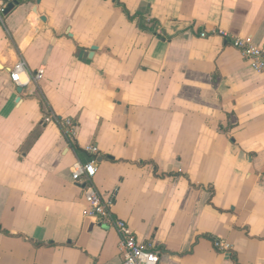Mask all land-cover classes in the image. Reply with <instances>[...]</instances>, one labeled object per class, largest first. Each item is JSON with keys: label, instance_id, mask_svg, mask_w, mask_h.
<instances>
[{"label": "crops", "instance_id": "0c3cea01", "mask_svg": "<svg viewBox=\"0 0 264 264\" xmlns=\"http://www.w3.org/2000/svg\"><path fill=\"white\" fill-rule=\"evenodd\" d=\"M2 1L0 264L121 263L71 177L94 146L159 264H264V71L228 42L264 49V0Z\"/></svg>", "mask_w": 264, "mask_h": 264}, {"label": "built area", "instance_id": "2783aa9c", "mask_svg": "<svg viewBox=\"0 0 264 264\" xmlns=\"http://www.w3.org/2000/svg\"><path fill=\"white\" fill-rule=\"evenodd\" d=\"M7 5L0 0V20L4 16ZM212 33L211 36H215ZM210 35L202 32L200 38H208ZM231 46L241 52L242 57L248 61L251 66L258 70L264 71V49H254L245 47L244 43L239 39L228 41ZM25 77V64L23 61L17 62L10 71V79L12 83L18 87L25 86L27 81ZM39 75L35 77L38 79ZM50 122V119H45ZM63 126L69 128L71 125L68 121ZM69 134V131L66 130ZM87 152L90 156L85 163L75 161L72 165L71 177L72 181L81 187L82 199L87 203L88 209L84 212V217L93 221L95 224L111 227L116 231L119 237V246L121 250L122 261L120 264H159V255L152 251L151 248L145 247L138 242L133 231L127 223L115 216L113 211L115 202V192L107 197L102 195L94 185V178L98 170L99 151L96 146L89 147ZM220 247V243L215 244ZM228 246L221 245V250L227 251Z\"/></svg>", "mask_w": 264, "mask_h": 264}, {"label": "trees", "instance_id": "16d2710c", "mask_svg": "<svg viewBox=\"0 0 264 264\" xmlns=\"http://www.w3.org/2000/svg\"><path fill=\"white\" fill-rule=\"evenodd\" d=\"M145 24V25H144ZM139 23V28L141 29V30H144V31H147V32H152V28H153V25H151L150 23ZM75 150H76V152H83V151H80V149L79 148H77V147H75L74 148ZM212 240V239H211ZM212 241H214V240H212Z\"/></svg>", "mask_w": 264, "mask_h": 264}, {"label": "water", "instance_id": "95a60500", "mask_svg": "<svg viewBox=\"0 0 264 264\" xmlns=\"http://www.w3.org/2000/svg\"><path fill=\"white\" fill-rule=\"evenodd\" d=\"M16 5V3H9L8 5H7V7H6V10H5V12H4V15H7L13 8H14V6ZM21 88H17V93H20L21 92ZM20 100V98L18 97L17 98V100H16V102H18ZM100 158L98 159V161L100 162Z\"/></svg>", "mask_w": 264, "mask_h": 264}]
</instances>
